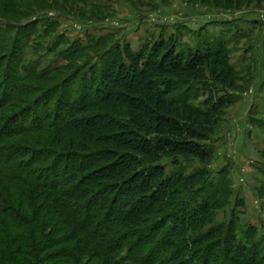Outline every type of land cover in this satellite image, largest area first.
Masks as SVG:
<instances>
[{
  "label": "trees",
  "instance_id": "obj_1",
  "mask_svg": "<svg viewBox=\"0 0 264 264\" xmlns=\"http://www.w3.org/2000/svg\"><path fill=\"white\" fill-rule=\"evenodd\" d=\"M79 2L100 8L0 0V264H264L254 226L240 238L238 216L217 222L226 177L212 182L206 168L236 100L228 91L240 72L227 34L197 31L184 50L180 35L137 51L116 45L99 68L87 64L81 94L60 95L59 84L42 93L35 85L61 71L22 64L36 24L18 23L52 5L83 14ZM49 26L38 39L55 31ZM61 43L49 50L70 68L87 55L80 43ZM90 45L89 54L106 47L101 39ZM181 161L200 167L186 173Z\"/></svg>",
  "mask_w": 264,
  "mask_h": 264
},
{
  "label": "rangeland",
  "instance_id": "obj_2",
  "mask_svg": "<svg viewBox=\"0 0 264 264\" xmlns=\"http://www.w3.org/2000/svg\"><path fill=\"white\" fill-rule=\"evenodd\" d=\"M86 2L100 8L83 6L79 2L75 5L82 9L83 14L75 11L64 14L59 5H52L50 9L23 17L18 23L19 27L31 22L36 24V33L32 36L34 43L24 48L22 64L35 67L38 72H45L48 67L59 68L62 72L49 73L46 86L41 82L35 85L42 93L55 90L59 84L65 87L56 91L60 95L67 92L71 95L81 94L84 90L81 81L91 74L87 64L99 68L101 61L116 45L128 43L137 51L159 36L180 35L182 38H178V49L184 50L188 46H195L197 31L210 39L222 32L227 34L230 62L240 72L236 80L237 89L228 91L236 100L226 110L212 137L214 154L206 168L212 182L222 175L226 177L228 200L218 211L217 222L222 223L232 215L238 216V237L243 238L242 232L251 225L256 228V238H264V0ZM84 9L95 12V15L86 14ZM10 25L16 26L14 23ZM48 25H56L55 31L38 39L37 34L44 33ZM104 37L108 39L103 40ZM95 39H101L106 47L89 54L91 51L87 47ZM60 40L59 49H70L76 43L86 48L87 55L79 59L78 64H73L72 69L66 59L49 50ZM37 41L41 45H36ZM83 62L86 66L81 65ZM76 71L79 73L73 79ZM37 96L36 99L40 93ZM163 164L168 172L175 168L168 160H164ZM180 166L188 173L200 167V164L181 161ZM237 202L242 203L236 205Z\"/></svg>",
  "mask_w": 264,
  "mask_h": 264
}]
</instances>
